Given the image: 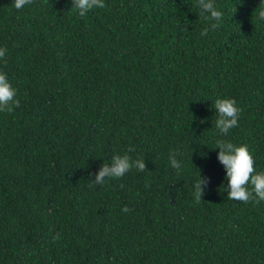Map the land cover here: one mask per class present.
<instances>
[{
    "label": "trees",
    "instance_id": "16d2710c",
    "mask_svg": "<svg viewBox=\"0 0 264 264\" xmlns=\"http://www.w3.org/2000/svg\"><path fill=\"white\" fill-rule=\"evenodd\" d=\"M214 2L215 30L197 0H104L84 17L72 0H0L19 101L0 111V264H264V201L227 198L215 149L246 144L264 171L261 0ZM218 97L240 109L223 137ZM117 154L147 168L96 185Z\"/></svg>",
    "mask_w": 264,
    "mask_h": 264
},
{
    "label": "clouds",
    "instance_id": "9594fccd",
    "mask_svg": "<svg viewBox=\"0 0 264 264\" xmlns=\"http://www.w3.org/2000/svg\"><path fill=\"white\" fill-rule=\"evenodd\" d=\"M14 7L19 10L26 5L33 3V0H13ZM106 5L104 0H72V8L78 12L80 17H84L94 8H104ZM197 6L201 10V16L211 23V29L215 30L219 27L223 13L218 10L214 0H197ZM258 19L264 21V0L259 4ZM208 32L205 28L201 35L204 36ZM7 49L0 47V59L6 55ZM16 89L11 85L5 73L0 72V111H13V105L19 107V101L15 99ZM214 109L217 115L215 120V128L221 137L226 136L229 130L236 127L240 109L234 98H217L214 102ZM219 149L217 154L218 161L223 165L227 181L226 191L227 198L242 203L264 201V171L257 173L255 169V161L248 146L236 145L229 140L219 138L216 140V148ZM133 149H129L132 151ZM178 152L173 151L169 155L171 167L179 173L181 165L176 159ZM135 168L143 172L147 167L143 158L133 160L129 155H113L111 163H104L95 174L94 183L103 185L106 178H120L128 171ZM209 183V178L199 175V179L194 185V197L197 204L202 201L204 189ZM123 212H129L127 206L122 208ZM54 236L53 240L58 239Z\"/></svg>",
    "mask_w": 264,
    "mask_h": 264
}]
</instances>
